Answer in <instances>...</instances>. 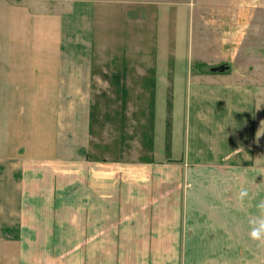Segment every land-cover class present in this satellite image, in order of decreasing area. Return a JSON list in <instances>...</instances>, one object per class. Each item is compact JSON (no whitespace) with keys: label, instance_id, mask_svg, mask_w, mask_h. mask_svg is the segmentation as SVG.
<instances>
[{"label":"crops","instance_id":"obj_1","mask_svg":"<svg viewBox=\"0 0 264 264\" xmlns=\"http://www.w3.org/2000/svg\"><path fill=\"white\" fill-rule=\"evenodd\" d=\"M101 1L0 0V264H264V84L148 61L120 14L110 131Z\"/></svg>","mask_w":264,"mask_h":264},{"label":"rangeland","instance_id":"obj_2","mask_svg":"<svg viewBox=\"0 0 264 264\" xmlns=\"http://www.w3.org/2000/svg\"><path fill=\"white\" fill-rule=\"evenodd\" d=\"M15 4L14 1L4 3V8L12 12ZM101 4L104 10L101 9V21L98 25L102 36L98 38L100 54L96 60L107 68L105 78L109 85L106 82L99 87L104 100L98 106L105 112L104 116L101 112L99 115L105 125L108 124L110 131L113 124V83L112 70L108 68H111L112 62L117 58L116 52L120 45L119 29L124 24L120 14L124 16L125 13H132L137 25L145 21L142 38L137 36V26V42L133 44L142 46L146 41L151 53L146 55L148 61L149 58L154 62L166 61L168 58L170 60L172 55L161 53L168 47L178 45L177 47H184L186 50L189 47L191 54L187 55L185 52V58L179 59L178 72L184 71L182 64L185 65V62L192 64V70L201 73H208L213 65L218 66L217 69L227 65L229 73L234 77L247 78L250 85L255 87L264 84V0H102ZM2 5L0 3V9ZM119 18L121 22L118 21ZM113 27L117 29L115 33ZM114 43H117L116 48L113 47ZM23 56L31 60L29 56ZM132 57L134 59L136 56ZM139 58L136 60L139 61ZM173 58L177 60L176 57ZM41 60L48 59L41 55ZM184 81H175L169 89L170 93H179L180 96L185 91L186 80ZM162 86L163 83H159L157 91H154L157 93L153 94L157 95V100L160 99L158 94ZM25 104L32 105L31 102ZM157 104L159 106L160 102ZM44 114L46 115L42 111L41 115Z\"/></svg>","mask_w":264,"mask_h":264},{"label":"clouds","instance_id":"obj_3","mask_svg":"<svg viewBox=\"0 0 264 264\" xmlns=\"http://www.w3.org/2000/svg\"><path fill=\"white\" fill-rule=\"evenodd\" d=\"M238 201L243 205L244 201L248 199L250 201L249 193L246 189H241L238 197ZM249 203V207H251ZM257 209V215L249 220L250 226V238L253 241H257L261 244H264V200L259 201L255 204Z\"/></svg>","mask_w":264,"mask_h":264},{"label":"trees","instance_id":"obj_4","mask_svg":"<svg viewBox=\"0 0 264 264\" xmlns=\"http://www.w3.org/2000/svg\"><path fill=\"white\" fill-rule=\"evenodd\" d=\"M212 69H216V68H215V67H211V70H212Z\"/></svg>","mask_w":264,"mask_h":264},{"label":"water","instance_id":"obj_5","mask_svg":"<svg viewBox=\"0 0 264 264\" xmlns=\"http://www.w3.org/2000/svg\"><path fill=\"white\" fill-rule=\"evenodd\" d=\"M221 69H224V66H223V67H221Z\"/></svg>","mask_w":264,"mask_h":264}]
</instances>
